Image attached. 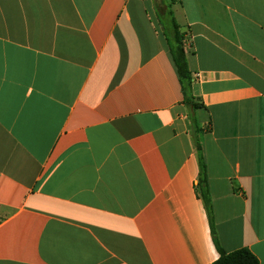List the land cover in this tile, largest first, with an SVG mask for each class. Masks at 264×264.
Returning a JSON list of instances; mask_svg holds the SVG:
<instances>
[{"label": "crops", "instance_id": "0c3cea01", "mask_svg": "<svg viewBox=\"0 0 264 264\" xmlns=\"http://www.w3.org/2000/svg\"><path fill=\"white\" fill-rule=\"evenodd\" d=\"M169 11L204 106L213 224ZM241 249L264 264V0H0V264Z\"/></svg>", "mask_w": 264, "mask_h": 264}, {"label": "trees", "instance_id": "16d2710c", "mask_svg": "<svg viewBox=\"0 0 264 264\" xmlns=\"http://www.w3.org/2000/svg\"><path fill=\"white\" fill-rule=\"evenodd\" d=\"M162 27L164 43L168 52L170 53V56L172 57L178 74L179 82L182 87L184 96L183 103L188 108L190 114L189 117L193 131V141L200 168L198 182L196 184L197 193L203 200L210 221L213 224V210L208 185L205 151L200 139V128L196 118L194 117L195 111L203 108L204 106L199 104L193 96V79L189 68L188 54L184 44V33H182L180 26L176 22L171 11L167 13L166 22L162 24ZM214 264H259V260L251 251L247 249H241L229 254L221 251L219 259Z\"/></svg>", "mask_w": 264, "mask_h": 264}, {"label": "built area", "instance_id": "2783aa9c", "mask_svg": "<svg viewBox=\"0 0 264 264\" xmlns=\"http://www.w3.org/2000/svg\"><path fill=\"white\" fill-rule=\"evenodd\" d=\"M188 46V43H185V47Z\"/></svg>", "mask_w": 264, "mask_h": 264}, {"label": "rangeland", "instance_id": "374dc122", "mask_svg": "<svg viewBox=\"0 0 264 264\" xmlns=\"http://www.w3.org/2000/svg\"><path fill=\"white\" fill-rule=\"evenodd\" d=\"M162 24H163V22L161 23V28H162V30H163Z\"/></svg>", "mask_w": 264, "mask_h": 264}]
</instances>
